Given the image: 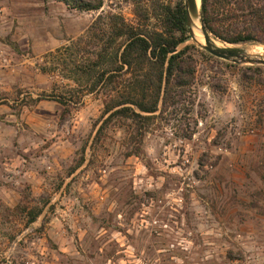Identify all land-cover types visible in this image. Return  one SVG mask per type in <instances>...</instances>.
I'll list each match as a JSON object with an SVG mask.
<instances>
[{
	"label": "rangeland",
	"instance_id": "1",
	"mask_svg": "<svg viewBox=\"0 0 264 264\" xmlns=\"http://www.w3.org/2000/svg\"><path fill=\"white\" fill-rule=\"evenodd\" d=\"M101 1L85 10L77 0H0V158L37 160L36 174L52 157L66 175L80 164L65 187L81 206L69 220L52 219L48 206L27 225V210L51 194L32 195L27 181L18 193L5 188L0 264H264L263 85L243 77L254 65L215 57L189 38L195 75L181 99L140 141L122 118L99 133L103 95L71 65L95 46L76 41L98 14L158 27L160 6L183 2ZM256 41L264 45L221 42Z\"/></svg>",
	"mask_w": 264,
	"mask_h": 264
},
{
	"label": "trees",
	"instance_id": "2",
	"mask_svg": "<svg viewBox=\"0 0 264 264\" xmlns=\"http://www.w3.org/2000/svg\"><path fill=\"white\" fill-rule=\"evenodd\" d=\"M93 1L77 0L75 7L100 8L102 1ZM199 3L203 23L215 38L233 44L264 42V0H200ZM159 10L158 27H148L146 23L133 25L114 13L98 14L76 41L88 40L95 46L93 56L75 59L71 65L73 75L80 73V77L86 78L90 93L103 95V109L97 120L99 133L112 120L122 118L136 126L140 141L158 113L177 103L193 84L195 70L187 53L191 45L185 44L190 36L183 2L162 4ZM144 19H148L146 14ZM245 71L251 73L243 74L250 85L257 81L258 87L263 85L260 92L263 97L264 83L260 76L264 68L246 66ZM73 80L78 81V77L73 76ZM67 99L64 95L57 97L61 104H66ZM79 165L72 167L71 172ZM21 210L25 211L26 207ZM42 210L43 206L28 209L25 224L34 222Z\"/></svg>",
	"mask_w": 264,
	"mask_h": 264
},
{
	"label": "crops",
	"instance_id": "3",
	"mask_svg": "<svg viewBox=\"0 0 264 264\" xmlns=\"http://www.w3.org/2000/svg\"><path fill=\"white\" fill-rule=\"evenodd\" d=\"M46 161H40L41 164L45 163L44 167H46V171L36 174L34 163H37V160L36 162H26L24 159L21 161H7L0 158V195L5 188H11L12 192L18 193L21 183L27 181L32 195L51 194L41 214L46 212L48 206L54 205V208L51 207V210H54V213L51 215L52 219H75L77 211H79L78 207L81 208V206H78L80 200L77 197L79 196L70 197L72 191L70 190L69 192L65 186L77 174L78 169L66 175L65 172L62 173L63 165L61 159L52 157ZM55 170L58 171L56 172ZM58 175L59 179H62L63 182L54 187L52 180H56Z\"/></svg>",
	"mask_w": 264,
	"mask_h": 264
},
{
	"label": "water",
	"instance_id": "4",
	"mask_svg": "<svg viewBox=\"0 0 264 264\" xmlns=\"http://www.w3.org/2000/svg\"><path fill=\"white\" fill-rule=\"evenodd\" d=\"M184 5V15L185 22L187 27V32L191 40L199 45L201 48L206 50L211 55L228 60L234 63H247L250 65H264V58L260 56L251 57L248 55H243L240 52V46L236 45H223L217 46L212 40L215 38L205 27L201 12H200V3L197 5L195 0H183ZM197 22L199 25H197ZM198 28L199 34L202 35L203 41H198L195 34L194 28ZM217 39V38H215ZM253 44H260V42H253Z\"/></svg>",
	"mask_w": 264,
	"mask_h": 264
},
{
	"label": "bare ground",
	"instance_id": "5",
	"mask_svg": "<svg viewBox=\"0 0 264 264\" xmlns=\"http://www.w3.org/2000/svg\"><path fill=\"white\" fill-rule=\"evenodd\" d=\"M197 5H199V1L200 0H195ZM197 25H199V23L197 22ZM194 34L197 38L198 41H203V37L202 35L199 34V30L198 28H194ZM212 42L217 45V46H223L226 44H223L221 41H219L218 39L213 38ZM240 52L241 54H253V55H258L260 57L264 58V45H259V44H253V43H248V44H243L240 47Z\"/></svg>",
	"mask_w": 264,
	"mask_h": 264
}]
</instances>
